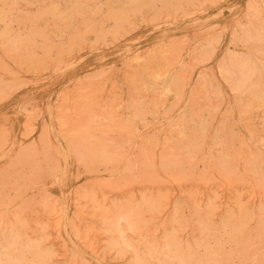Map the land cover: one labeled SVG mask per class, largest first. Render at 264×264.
<instances>
[{"label": "rangeland", "instance_id": "obj_1", "mask_svg": "<svg viewBox=\"0 0 264 264\" xmlns=\"http://www.w3.org/2000/svg\"><path fill=\"white\" fill-rule=\"evenodd\" d=\"M159 1L0 0V242L6 237L0 253L9 248L11 252L1 253L0 260L8 259L10 264L18 260L20 264L29 260L30 264H150L152 259V264H178L165 253L169 245L183 256L191 251L194 258L212 259L218 254V264L264 263V98H256L264 92V37L259 31L264 24V0ZM50 3L61 14L45 13ZM178 70H183L180 75ZM198 137L201 146L196 144ZM168 147L171 151L167 152Z\"/></svg>", "mask_w": 264, "mask_h": 264}, {"label": "bare ground", "instance_id": "obj_2", "mask_svg": "<svg viewBox=\"0 0 264 264\" xmlns=\"http://www.w3.org/2000/svg\"><path fill=\"white\" fill-rule=\"evenodd\" d=\"M63 1H64V0H63ZM72 1H73V0H72ZM74 1H75V0H74ZM103 1H104V0H103ZM108 1H109V0H107V2H108ZM148 1H150V0H148ZM155 1H156V0H155ZM160 1H161V0H160ZM160 1H159V3H160ZM166 1H167V0H166ZM178 1H179V0H178ZM180 1H181V0H180ZM36 2H37V1H36ZM77 2H78V0H77ZM88 2H89V1H88ZM96 2H97V0H96ZM119 2H120V1H119ZM131 2H132V1H131ZM134 2H135V1H134ZM55 3H56V2H55ZM64 3H65V2H64ZM80 3H81V1H80ZM94 3H95V1H94ZM97 3H98V2H97ZM110 3H111V1H110ZM123 3H124V2L122 1V3H121V4H122V7H123ZM126 3H127V2H126ZM139 3H141V2H139ZM148 3H149V2H148ZM39 4H40V3H39ZM50 4H51V3H50ZM74 4H75V3H74ZM87 4H88V3H87ZM107 4H108V3H107ZM134 4H135V3H134ZM144 4H146V3H144ZM150 4H151V3H150ZM184 4H185V3H184ZM3 5H4V4H3ZM30 5H31V3H30ZM78 5L80 6V4H78ZM84 5H85V4H84ZM104 5H105V4H104ZM124 5H125V4H124ZM126 5H128V4H126ZM138 5H139V4H138ZM88 6H89V4L87 5V7H88ZM117 6H118V5H117ZM131 6H132V4H131ZM181 6H182V5H181ZM6 7H7V6H6ZM68 7H69V6H68ZM68 7H66V8H68ZM81 7H82V6H81ZM93 7H94V6H93ZM115 7H116V6H115ZM125 7H126V6H125ZM129 7H130V6H129ZM134 7H135V6H134ZM72 8H73V10L76 9V8H74L73 6H72ZM126 8H127V7H126ZM132 8H133V6H132ZM135 8H136V7H135ZM250 8H251V6H250ZM99 9H100V7H99ZM124 9H125V8H124ZM129 9H131V8H129ZM175 9H176V8H175ZM229 9H230V8H229ZM252 9H253V8H252ZM255 9H256V7H255ZM9 10H10V9H9ZM62 10H63V9H62ZM79 10H81V9H79ZM83 10H84V9H83ZM88 10H89V9H88ZM88 10L86 9V11H88ZM105 10H106V9H105ZM156 10H157V9H156ZM5 11H6V10H5ZM7 11H8V10H7ZM12 11H13V10H12ZM28 11H29V10H28ZM43 11H44L45 13L48 12V14H49V12H50V13H54V14H61V12H59V11L57 10V6H53V4L45 6L44 9H43ZM71 11H72V10H71ZM71 11H69V12H71ZM84 11H85V10H84ZM107 11H109V8H107ZM113 11H115V10H113ZM124 11H125V10H124ZM180 11H182V10H180ZM256 11H257V10H256ZM31 12H33V11H31ZM35 12H36V11H35ZM74 12H76V11H74ZM78 12H79V11H78ZM89 12H90V11H89ZM29 13H30V12H29ZM72 13H73V12H72ZM80 13H81V12H80ZM97 13H98V12H97ZM106 13H107V12H106ZM126 13H127V12H126ZM130 13H131V12H130ZM8 14H9V13H8ZM38 14H39V13H38ZM40 14L42 15V13H40ZM46 14H47V13H46ZM65 14H66V13H65ZM70 14H71V13H70ZM86 14H87V13H86ZM90 14H91V13H90ZM104 14H105V11H104ZM113 14L115 15L116 13H113ZM113 14H112V15H113ZM26 15H28V14H26ZM33 15H34V14H33ZM62 15H63V13H62ZM67 15H68V13H67ZM75 15H76V14H75ZM87 15H88V14H87ZM95 15H96V14H95ZM251 15H252V14H251ZM9 16H10V15H9ZM52 16H53V15H52ZM60 16H61V15H60ZM69 16H70V15H69ZM77 16H79V14H78ZM91 16H92V15H91ZM109 16H110V13H109ZM14 17H15V16H14ZM32 17H33V16H32ZM45 17H46V16H45ZM54 17H55V16H54ZM57 17H58V16H57ZM61 17H62V16H61ZM63 17H64V18H67L66 16H63ZM70 17H71V16H70ZM110 17H111V16H110ZM112 17H113V16H112ZM112 17H111V18H112ZM15 18H17V17H15ZM35 18L37 19V17H35ZM38 18H39V17H38ZM46 18H47V17H46ZM50 18H51V17H50ZM74 18H75V17H74ZM79 18H80V16H79ZM102 18H104V17L102 16ZM111 18H110V19H111ZM22 19H23V18H22ZM40 19H42V17H41ZM48 19H49V18H48ZM52 19H53V18H52ZM56 19H57V18H56ZM62 19H63V18H62ZM69 19H70V18H69ZM69 19H68V20H69ZM76 19H77V18H76ZM88 19H89V18H88ZM112 19H113V18H112ZM7 20H8V19H7ZM53 20H54V19H53ZM33 21H34V20H33ZM37 21H38V20H37ZM37 21H36V22H37ZM41 21H42V20H41ZM41 21H40V22H41ZM74 21H75V20H74ZM84 21H85V20H84ZM87 21H88V20H87ZM28 22H29V21H28ZM42 22H43V21H42ZM66 22H67V21H66ZM68 22H69V21H68ZM80 22H81V21H80ZM254 22H255V20H254ZM254 22H253V24H254ZM262 22H263V21H262ZM8 23H9V22H8ZM30 23H31V22H30ZM58 23H59V22H58ZM61 23H62V22H61ZM249 23H250V21H249ZM15 24H16V23H15ZM42 24H43V23H42ZM46 24H47V21H46ZM46 24H45V22H44V26H45ZM72 24H73V23H72ZM81 24H82V23H81ZM253 24H252V25H253ZM21 25H22V24H21ZM24 25H25V24H24ZM31 25H32V23H31ZM33 25H34V23H33ZM57 25H58V24H57ZM57 25H56L55 27H57ZM62 25H63V24H62ZM98 25H99V24H98ZM252 25H251V26H252ZM28 26H29V25H28ZM44 26H43V27H44ZM59 26H60V25H59ZM71 26H72V25H71ZM80 26H81V25H80ZM259 26H260V25H259ZM36 27H37V26H36ZM38 27H39V26H38ZM43 27H42V28H43ZM50 27H51V26H50ZM62 27H63V26H62ZM66 27H67V26H66ZM73 27H75V26L73 25ZM82 27H83V26H82ZM253 27H254V26H253ZM48 28H49V27H48ZM52 28H53V25H52ZM83 28H84V27H83ZM98 28H100V27H98ZM112 28H113V27H112ZM139 28H140V27H139ZM255 28H256V26H255ZM259 28H260L259 31L261 32V34H262L263 37H264V24H263L262 27L260 26ZM53 29H55V28H53ZM57 29H58V28H57ZM64 29H65V27H64ZM81 29H82V28H81ZM247 29H248V28H247ZM251 29H252V27H251ZM71 30H72V29H71ZM78 30H79V29H78ZM244 30H245V32H246V29H244ZM256 30H257V29H256ZM48 31H49V29H48ZM73 31H74V30H73ZM93 31H94V30H93ZM99 31H100V30H99ZM218 31H219V30H218ZM242 31H243V30H242ZM257 31H258V30H257ZM2 32H3V31H2ZM26 32H27V31H26ZM29 32H30V31H29ZM29 32H27V33H29ZM56 32H57V31H56ZM64 32H65V31H64ZM68 32H70V31H68ZM71 32H72V31H71ZM75 32H76V31H75ZM96 32H97V31H96ZM260 32L258 33L259 35H260ZM40 33H41V32H40ZM43 33H44V32H43ZM48 33H49V32H48ZM48 33H47V34H48ZM58 33H59V32H58ZM72 33H74V32H72ZM80 33H81V32H80ZM87 33H88V32H87ZM243 33H244V32H243ZM38 34H39V33H38ZM51 34H52V32H51ZM62 34H63V33H62ZM62 34H61V35H62ZM75 34H76V33H75ZM75 34H74V35H75ZM89 34H90V33H89ZM93 34H94V32H93ZM256 34H257V32H256ZM5 35H6V34H5ZM34 35H35V34H34ZM66 35H67V34H66ZM82 35H83V34H82ZM243 35H244V34H243ZM259 35H258V36H259ZM71 36H72V34H71ZM77 36H78V35H77ZM249 36H250V34H249ZM43 37H44V36H43ZM67 37H68V36H67ZM69 37H70V36H69ZM69 37H68V38H69ZM75 37H76V36H75ZM81 37H82V36H81ZM245 37H246V36H245ZM253 37H254V36H253ZM29 38H30V36H29ZM37 38H38V37H37ZM41 38H42V37H41ZM47 38H48V37H47ZM53 38H54V37H53ZM56 38H57V37H56ZM60 38H61V37H60ZM63 38H64V37H63ZM68 38H66V40H67ZM73 38H74V37H73ZM243 38H244V37H243ZM255 38H256V37H255ZM260 38H261V37H260ZM51 39H52V38H51ZM51 39H50V40H51ZM70 39H71V37H70ZM70 39H68V40H70ZM77 39H78V38H77ZM247 39H248V38H247ZM249 39H250V38H249ZM262 39H263V38H262ZM38 40H39V39H38ZM48 40H49V39H48ZM68 40H67V41H68ZM80 40H81V39H80ZM242 40H243V39H242ZM250 40H251V39H250ZM256 40H257V39H256ZM44 41H45V40H44ZM44 41H43V43H44ZM78 41H79V40H78ZM83 41H84V40H83ZM83 41H81V42H83ZM244 41H245V40H244ZM252 41H253V40H252ZM261 41H263V40H261ZM261 41H260V42H261ZM26 42H27V41H26ZM37 42H38V41H37ZM48 42H49V41H48ZM68 42H70V41H68ZM249 42H250V41H249ZM254 42H255V41H254ZM263 42H264V41H263ZM8 43H9V41H8ZM251 43H252V42H251ZM256 43H257V42H256ZM261 43H262V42H261ZM14 44H15V45H20V43L17 42V41H14ZM38 44H39V43H38ZM64 44H65V43H64ZM68 44H70V43H68ZM73 44H74V43H73ZM73 44H72V45H73ZM248 44H249V43H248ZM253 44H254V43H253ZM253 44H252V45H253ZM257 44H258V43H257ZM259 44H260V43H259ZM32 45H33V43H32ZM41 45H42V44H41ZM60 45H61V44H60ZM66 45H67V44H66ZM70 45H71V44H70ZM238 45H239V44H238ZM240 45H241V44H240ZM244 45H245V43H244ZM252 45H251V48H252ZM5 46H6V45H5ZM171 46H173V45H171ZM171 46H170V48H171ZM254 46L256 47V44H254ZM257 46H258V45H257ZM44 47H45V46H44ZM60 47H61V46H60ZM246 47H247V45H246ZM13 48H14V47H13ZM69 48H70V47H69ZM167 48H169V47H167ZM170 48H169L168 50H170ZM8 49H9V48H8ZM39 49H40V48H39ZM41 49H42V48H41ZM72 49H73V47H72ZM158 49H159V48H158ZM171 49H172V48H171ZM249 49H250V48H249ZM56 50H58V49H56ZM68 50H69V49H68ZM70 50H71V49H70ZM162 50H163V49H162ZM165 50H166V49H165ZM168 50H167V51H168ZM206 50H207V49H206ZM252 50L254 51V49H252ZM252 50H251V51H252ZM257 50H258V49H257ZM8 51H9V50H8ZM41 52H42V51H41ZM47 52H48V50H47ZM47 52H46V53H47ZM168 52H169V51H168ZM212 52H213V51H212ZM255 52H256V51H255ZM153 53H154V52H153ZM170 53H171V52H170ZM173 53H174V52H173ZM262 53H263V52H262ZM262 53H261V54H262ZM16 54H17V53H16ZM59 54H60V53H59ZM59 54H57V55H59ZM168 54H169V53H168ZM168 54H167V55H168ZM151 55H153V54H151ZM7 56H8V54H7ZM158 56H159V55H158ZM169 56H170V55H169ZM228 56H230V55H228ZM238 56H239V55H238ZM246 56H247V55H246ZM150 57H151V59H152V56H150ZM155 57H156V56H155ZM163 57H164V55H163ZM163 57H162V58H163ZM188 57H189V56H188ZM195 57H196V56H195ZM164 58H165V57H164ZM168 58H169V57H168ZM189 58H193V57L190 56ZM189 58H188L187 60H189ZM233 58H234V57H233ZM166 59H167V58H166ZM166 59H165V60H166ZM197 59H198V58H197ZM201 59H202V58H201ZM201 59H199V60H201ZM227 59H228V57H227ZM229 59H231V58H229ZM247 59H248V58H247ZM251 59H252V58H251ZM147 60H148V59H147ZM155 60H156V59H155ZM159 60L162 61L163 59H160V58H159ZM191 60H192V59H191ZM191 60H190V61H191ZM203 60H204V59H203ZM203 60H201V61H203ZM225 60H226V59H225ZM238 60H239V59H237L236 61H238ZM34 61H35V60H34ZM148 61H149V60H148ZM168 61L170 62V60H168ZM173 61H174V60H173ZM190 61H189V62H190ZM228 61H230V60H228ZM231 61H232V59H231ZM234 61H235V60H234ZM239 61H240V60H239ZM242 61H243V60H242ZM29 62H30V61H29ZM169 62H168V63H169ZM198 62H199V61H198ZM223 62H224V61H223ZM232 62H233V61H232ZM243 62H244V61H243ZM17 63H18V62H17ZM43 63H45V62H43ZM146 63H147V62H146ZM154 63H156V61H155ZM158 63H159V61H158ZM162 63H164V62H162ZM195 63H196V59H195ZM221 63H222V62H221ZM235 63H236V62H235ZM239 63H240V62H239ZM246 63H247V61H246ZM251 63H252V62H251ZM251 63H249V64H251ZM261 63H262V61H261ZM183 64H184V63H183ZM183 64H182V65H183ZM193 64H194V62H193ZM222 64H223V63H222ZM229 64H230V63H229ZM236 64H237V63H236ZM257 64H259V63H257ZM31 65H32V64H31ZM152 65H153V64H152ZM161 65H162V64H160V66H161ZM166 65H167V63H166ZM172 65H173V64H172ZM172 65L169 66V67L171 68ZM224 65H225V64H224ZM230 65H231V64H230ZM254 65H255V63H254ZM20 66H21V65H20ZM22 66H23V65H22ZM143 66H144V64H143ZM145 66H147V65H145ZM154 66H155V65H154ZM156 66H157V65H156ZM160 66L158 65V68H159ZM164 66H165V65H164ZM193 66H194V65H193ZM219 66H220V65H219ZM238 66H239V65H238ZM245 66H246V65H245ZM245 66H244V67H245ZM258 66H259V65H258ZM258 66H257V67H258ZM43 67H44V66H43ZM137 67H139V66H137ZM152 67H153V66H152ZM162 67H163V65H162ZM183 67H185V66H183ZM187 67H188V65H187ZM231 67H232V65H231ZM250 67H251V69H252V66H251V65H250ZM146 68H147V67H146ZM146 68H145V69H146ZM153 68H154V67H153ZM165 68H168V67H165ZM165 68H164V69H165ZM232 68H233V67H232ZM240 68H242V67H240ZM263 68H264V67H263ZM263 68H262V69H263ZM136 69H139V68H136ZM140 69H141V67H140ZM140 69H139V70H140ZM148 69L150 70L149 67H148ZM154 69H155V68H154ZM164 69H163V70H164ZM171 69H172V68H171ZM179 69L181 70V69H183V68H179ZM188 69H189V68H188ZM191 69H192V68H191ZM191 69H190V70H191ZM228 69H229V72H230V68H228ZM242 69H244V68H242ZM260 69H261V65H260ZM151 70H152V69H151ZM155 70H156V69H155ZM157 70L159 71L160 69H157ZM167 70H168V69H167ZM176 70H177V69H176ZM185 70H186V69H185ZM185 70H184V71H185ZM246 70L248 71V69H246ZM137 71H138V70H136V73H137ZM141 71H142V70H141ZM144 71H145V70H144ZM182 71H183V70H182ZM182 71H180V72H182ZM226 71H227V70H226ZM234 71H235V69H234ZM242 71H245V70H242ZM247 71H245V72H247ZM255 71H256V69H255ZM159 72H160V71H159ZM178 72H179V70H178ZM180 72H179V75L181 74ZM237 72H240V71H237V70H236V73H237ZM250 72L252 73V71H250ZM261 72H262V70H261ZM136 73H135V75H136ZM141 73H143V72H141ZM144 73H145V72H144ZM155 73H156V72H155ZM165 73H166V72H165ZM184 73H185V72H184ZM187 73H188V72H187ZM227 73H228V72H227ZM241 73H242V72H241ZM137 74H138V73H137ZM151 74H153V73L150 72L149 75L152 76ZM159 74H160V73H159ZM161 74L163 75V71H162ZM230 74H231V73H230ZM230 74H229V75H230ZM237 74H238V73H237ZM239 74H240V73H239ZM249 74H250V73H249ZM140 75H141V74H140ZM140 75H139V76H140ZM146 75H147V74H146ZM174 75H175V74H174ZM182 75H183V74H182ZM224 75H225V74H224ZM233 75H234V73H233ZM150 76H149V78H150ZM156 76H157V75H156ZM156 76H155V77H156ZM177 76H178V75H177ZM230 76L232 77V75H230ZM237 76H239V75H237ZM241 76H242V74H241ZM254 76H255V75H254ZM260 76H261V75H260ZM141 77H143V76H141ZM185 77H186V75H185ZM228 77H229V76H227V78H228ZM233 77H234V76H233ZM239 77H240V76H239ZM252 77H253V76H252ZM164 78H165V76H164ZM164 78H163V79H164ZM177 78H178V77H177ZM177 78H176V79H177ZM182 78H183V77H182ZM241 78H242V77H241ZM142 79H143V78H142ZM145 79H146V77H145ZM168 79H169V78H168ZM183 79H184V78H183ZM238 79H239V78H238ZM254 79H255V78H254ZM177 80H178V79H177ZM186 80H187V79H186ZM234 80H235V78H234ZM236 80H237V79H236ZM173 81H174V80H173ZM240 81H241V80H240ZM249 81H250V80H249ZM249 81H248V82H249ZM252 81H253V80H252ZM263 81H264V80H262V82H263ZM22 82H23V81H22ZM163 82H165V81H163ZM179 82L182 83L180 80H179ZM183 82H184V81H183ZM185 82H186V81H185ZM171 83H172V82H171ZM199 83H201V82H199ZM202 83H203V82H202ZM232 83H233V81H232ZM232 83H231V84H232ZM244 83H245V82H244ZM263 83H264V82H263ZM177 84H178V82L176 83V85H177ZM204 84H205V83H204ZM260 84H261V83H260ZM178 85H179V84H178ZM182 85H183V84H182ZM234 85H235V84H234ZM236 85H237V83H236ZM241 85H242V84H241ZM243 85H244V84H243ZM245 85H246V84H245ZM245 85H244V86H245ZM161 86H163V85H161ZM200 86L203 87V84L200 85ZM179 87H180V86H179ZM236 87H237V86H236ZM262 87H264V86H262ZM162 88H164V87H162ZM172 88H173V87H172ZM172 88H171L170 90H172ZM175 88H176V87H174V89H175ZM181 88H182V86H181ZM181 88H180V89H181ZM234 88H235V87H234ZM248 88H249V87H248ZM174 89H173V90H174ZM180 89H179V90H180ZM175 90H176V89H175ZM229 90H230V89H229ZM235 90H236V89H235ZM235 90H234V91H235ZM257 90H258V89H257ZM177 91H178V90H177ZM218 91H219V90H218ZM253 91H255V89H254ZM174 92H175V91H174ZM180 92H181V91H180ZM238 92H239V91H238ZM245 92H246V91H245ZM247 92H248V91H247ZM255 92H257V91H255ZM258 92H259V91H258ZM258 92H257V93H258ZM260 92H261V90H260ZM260 92H259V93H260ZM171 93H172V92H171ZM177 93H178V96H179V92H177ZM203 93H204V95H205V91H204ZM168 94H169V93H168ZM210 94H211V93H210ZM212 94H213V93H212ZM175 95H176V94H175ZM197 95H199V94H197ZM197 95H196V96H197ZM220 95H221V94H220ZM243 95H244V94H243ZM247 95H248V94H247ZM247 95H246V96H247ZM196 96H195V97H196ZM201 96H202V95H201ZM201 96H200V97H201ZM215 96H216V95H214V97H215ZM176 97H177V96H175V98H176ZM218 97H221V96H217V98H218ZM236 97H238V96H236ZM236 97L233 96V98H236ZM239 97H240V96H239ZM239 97H238V98H239ZM252 97H253V96H252ZM260 97H261V98H264V92H263L262 95H258V94L256 95V98H260ZM175 98L173 99L174 101H175ZM181 98H182V97H181ZM181 98H180V100H182ZM191 98H192V96H191ZM193 98H194V97H193ZM193 98H192V99H193ZM202 98H203V96H202ZM207 98H208V97H207ZM207 98H206V99H207ZM211 98H212V97H211ZM217 98H216V100H217ZM192 99H190V97H189V101H190V100L193 101ZM197 99H198V98H197ZM249 99H252V98L249 96ZM176 100H178V99H176ZM252 100H254V98H253ZM263 100H264V99H263ZM198 101H199V100H198ZM201 101H203V100H201ZM212 101H214V98H213ZM220 101H221V100H220ZM236 101H237V100H236ZM260 101H261V100H260ZM260 101H259L258 103L263 102V101H261V102H260ZM171 102H172V101H171ZM193 102H194V101H193ZM199 102H200V101H199ZM199 102H198V103H199ZM243 102H244V101H243ZM178 103H179V102H178ZM201 103H203V102H201ZM209 103H210V102H209ZM234 103H235V102H234ZM258 103L255 102V104H258ZM139 104L141 105V103H139ZM139 104H138V106H139ZM188 104H192V103L189 102ZM196 104H197V103H196ZM205 104L207 105V104H208V101H207V102L205 101ZM213 104H214V103H213ZM217 104H218V103H217ZM237 104H238V103H237ZM240 104H241V103H240ZM250 104H252V103H250ZM263 104H264V103H263ZM116 105H117V104H116ZM154 105H155V103H154ZM156 105H157V104H156ZM194 105H195V104H194ZM197 105H198V104H197ZM203 105H204V104H203ZM203 105H202V106H203ZM214 105H215V104H214ZM234 105H235V104H234ZM238 105H239V104H238ZM260 105L262 106V104H260ZM113 106H114V105H113ZM122 106H124V105H122ZM175 106H176V104H175ZM175 106H174V107H175ZM189 106H190V105H189ZM207 106H208V105H207ZM211 106H212V104H211ZM215 106H216V105H215ZM215 106H214V109H215ZM250 106H251V105H250ZM258 106H259V104H258ZM258 106H257V107H258ZM125 107H126V105H125ZM125 107H124V108H125ZM135 107H137V106H135ZM155 107H156V106H155ZM174 107H173V108H174ZM187 107H188V106H187ZM196 107H197V106H196ZM196 107H195V109H196ZM200 107H201V106H200ZM209 107H210V106H209ZM235 107H236V106H235ZM238 107H239V106H238ZM245 107H246V106H245ZM245 107H244V108H245ZM248 107H249V106H248ZM251 107H252V106H251ZM253 107H254V105H253ZM113 108H114V107H113ZM139 108H142V107L139 106ZM139 108H138V109H139ZM156 108H157V107H156ZM169 108H170V107H169ZM201 108H202V107H201ZM203 108H204V106H203ZM211 108H212V107H211ZM240 108H242L241 105H240ZM127 109H128V108H127ZM143 109H144V108H143ZM157 109H158V108H157ZM171 109H172V108H171ZM209 109H210V108H209ZM242 109H243V108H242ZM134 110H135V109H134ZM140 110H142V109H140ZM140 110H138V111H140ZM162 110H163V109H162ZM162 110H161V111H162ZM203 110H205V108H204ZM243 110H244V109H243ZM246 110H248V108H247ZM154 111H155V110H154ZM164 111H166V110H164ZM189 111H190V110H189ZM191 111H192V110H191ZM196 111H197V109H196ZM207 111H208V108H207ZM212 111H213V110H212ZM212 111H209V112H212ZM236 111H237V110H236ZM142 112H143V110H142ZM197 112H198V111H197ZM197 112H196L195 114H197ZM199 112H200V110H199ZM201 112H202V111H201ZM203 112H204V111H203ZM239 112H240V111H239ZM131 113H132V112H131ZM136 113L138 114V112H135V114H136ZM153 113H156V112H153ZM178 113H180V112H178ZM191 113H194V111H192ZM191 113H190V114H191ZM206 113H207V112H206ZM243 113H244V112H243ZM246 113H247V112L245 111L244 114H246ZM137 114H136V115H137ZM140 114H141V111H140ZM161 114H163V113H161ZM200 114H201V113H200ZM208 114H209V113H208ZM241 114H242V112H241ZM249 114H250V113H249ZM249 114L247 115L248 117L250 116ZM178 115H179V114H178ZM180 115H181V113H180ZM108 116H110V115H108ZM138 116H139V114H138ZM197 116H199V115H197ZM204 116H205V115H204ZM212 116H213V115H212ZM212 116H211V117H212ZM225 116H226V115H225ZM239 116H241V115H239ZM176 117H177V115H176ZM188 117H190V116H188ZM201 117H202V116H200L199 118H201ZM211 117H210V118H211ZM241 117H242V116H241ZM241 117H240V118H241ZM248 117H247V119H248ZM137 118H138V117H137ZM166 118H167V117H166ZM177 118H178V117H177ZM196 118H197V117H196ZM203 118H204V117H203ZM113 119H114V118H113ZM172 119H174V118H172ZM193 119H194V118H193ZM197 119H198V118H197ZM197 119H196V120H197ZM205 119H206V118H205ZM205 119H204V120H205ZM245 119H246V118H245ZM245 119H244V120H245ZM178 120H179V118H178ZM178 120H176V121H178ZM181 120H182V119H181ZM188 120H189L188 122H191L189 118H188ZM196 120H195V121H196ZM211 120H212V118H211ZM222 120H224V119H222ZM248 120H251V119H248ZM248 120H246V121H248ZM125 121H126V120H125ZM171 121H172V120H171ZM179 121H180V120H179ZM185 121H186V119H185ZM198 121H199V120H198ZM200 121H201V120H200ZM240 121H241V120H240ZM210 122H212V121H210ZM210 122H209V123H210ZM241 122H242V121H241ZM123 123H125V122H123ZM170 123H172V122H169V124H170ZM180 123H181V122H180ZM191 123H192V122H191ZM194 123H195V122H194ZM197 123H198V122H197ZM204 123H205V122H204ZM223 123H224V122H223ZM243 123H245V121H243ZM126 124H127V123H126ZM126 124H125V125H126ZM129 124H130V123H129ZM173 124H174V123H173ZM176 124H178V123H176ZM184 124L186 125V122H185ZM187 124L189 125V123H187ZM195 124H196V123H195ZM221 124H222V122H221ZM247 124H248V123H247ZM127 125H128V124H127ZM188 125H187V126H188ZM190 125H191V124H190ZM219 125H220V124H219ZM243 125H245V124H243ZM172 126H174V125H172ZM194 126H195V125H194ZM203 126H204V125H203ZM221 126H222V125H221ZM221 126H220V127H221ZM223 126H224V125H223ZM230 126H231V125H230ZM245 126H246V125H245ZM175 127H176V126H174V128H173L174 130H175ZM185 127H186V126H185ZM191 127H192V126H191ZM191 127H189V129H190ZM195 127H196V126H195ZM195 127H194V128H195ZM199 127H200V126H199ZM199 127H198V128H199ZM201 127H202V126H201ZM208 127H209V126H208ZM227 127H228V125H227ZM170 128H171V124H170ZM196 128H197V127H196ZM196 128L193 129V130H196ZM217 128H219V127H217ZM222 128H223V127H222ZM230 128H231V127H230ZM247 128H248V127H247ZM168 129H169V128H168ZM191 129H192V128H191ZM191 129H190V130H191ZM201 129H202V128H201ZM201 129H200V130H201ZM208 129H209V128H208ZM174 130H173V131H174ZM182 130H183V129H182ZM193 130H192V131H193ZM203 130H205V129L203 128ZM203 130H202V131H203ZM219 130H220V129H219ZM222 130H223V129H222ZM222 130H221V131H222ZM227 130H228V129H227ZM248 130H249V128H248ZM169 131H170V130H169ZM186 131H187V130H186ZM186 131H185V132H186ZM196 131H197V130H196ZM196 131H195V132H196ZM198 131H199V130H198ZM202 131H201V132H202ZM230 131H231V130H230ZM171 132H172V131H171ZM203 132H204V131H203ZM217 132H218V129H217ZM217 132H216V133H217ZM226 132H227V131H226ZM226 132H225V134H226ZM250 132H251V131H250ZM169 133H170V132H169ZM175 133H177V131H176ZM189 133H190V132H189ZM206 133H207V132H206ZM222 133H223V132H222ZM177 134H179V133H177ZM197 134H198V133H197ZM201 134H203V133H201ZM227 134H228V133H227ZM229 134H230V133H229ZM154 135H155V134H154ZM154 135H152V136H154ZM163 135H164V134H163ZM198 135H199V134H198ZM204 135H205V133H204ZM219 135H220V134H219ZM155 136H156V135H155ZM155 136H154V137H155ZM164 136H165V135H164ZM170 136H171V135H170ZM180 136H181V135H180ZM188 136H189V134H188ZM188 136H186V138H187ZM194 136H196V134H194ZM202 136H203V135H202ZM214 136H215V135H214ZM214 136H213V137H214ZM220 136H221V135H220ZM222 136H223V135H222ZM224 136H225V135H224ZM230 136H232V134H231ZM250 136H251V134H250ZM184 137H185V136H184ZM191 137H192V136H191ZM199 137H200V136H199ZM199 137H198V142H197L196 144L199 143V139H200ZM203 137H204V136H203ZM203 137H201V138H203ZM205 137H206V136H205ZM205 137H204V138H205ZM233 137H235V136L233 135ZM152 138H153V137H152ZM156 138H157V137H155V140H156ZM178 138L180 139V137H178ZM195 138H196V137H195ZM219 138H221V137H219ZM226 138H227V137H226ZM226 138H225V139H226ZM230 138H231V137H230ZM252 138H254V137H252ZM150 139H151V138H150ZM153 139H154V138H153ZM167 139H168V138H167ZM181 139H182V138H181ZM187 139H188V138H187ZM210 139H211V138H210ZM216 139H217V138H216ZM225 139H224V140H225ZM157 140H158V138H157ZM195 140H196V139H195ZM195 140H193V141H195ZM211 140H212V139H211ZM211 140H210V141H211ZM214 140H215V139H214ZM228 140H229V137H228ZM230 140H231V139H230ZM253 140H254V139H253ZM153 141H154V140H153ZM153 141H151V142H153ZM162 141H163V140H162ZM168 141H169V140H168ZM175 141H177V140H175ZM178 141H179V140H178ZM180 141H181V140H180ZM190 141H191V140H190ZM196 141H197V140H196ZM201 141H202V140H201ZM201 141H200V142H201ZM220 141H222V139H221ZM233 141H234V138H233ZM233 141H232V143H233ZM242 141H243V140H242ZM166 142H167V141H166ZM216 142L221 143V142H219V140H217ZM216 142L214 143V141H213V144L215 145ZM225 142H226V140H225ZM154 143H155V142H154ZM154 143H153V144H154ZM176 143H178V142H176ZM179 143H180V142H179ZM184 143H185V141H184ZM189 143H190V142H189ZM191 143H192V142H191ZM191 143H190V144H191ZM228 143H229V142H228ZM78 144H80V143H78ZM156 144H157V142H156ZM193 144H195V143H193ZM196 144H195L194 146H196ZM199 144H200V143H199ZM244 144H246V143L244 142ZM209 145H210V144H209ZM214 145H211V146H214ZM217 145H218V144H217ZM247 145H248V143H247ZM162 146H163V145H162V143H161V147H162ZM170 146H171V145H170ZM179 146H180V145H179ZM181 146H182V144H181ZM192 146H193V145H191V148H192ZM200 146H201V144H200ZM222 146H224V145H222ZM226 146H227V145H226ZM228 146H229V145H228ZM231 146H232V148H235V147H233V144H232ZM61 147H62V146H61ZM78 147H79V146H77V148H78ZM174 147L176 148L175 145H174ZM185 147H187V146H185ZM188 147H189V145H188ZM218 147H219V145H218ZM224 147H225V146H224ZM172 148H173V147H172ZM179 148L181 149V147H179ZM183 148H184V146H183ZM216 148H217V147H216ZM216 148L214 147V149H216ZM221 148H222V147H221ZM226 148H227V147H226ZM226 148H224V149L227 150ZM232 148L230 147V149H232ZM72 149H73V148H72ZM163 149H164V148H163ZM169 149H170V147H168L167 152L169 151ZM188 149H190V148H188ZM198 149H199V148H198ZM218 149H219V148H218ZM245 149H246V148H244L243 150H245ZM165 150H166V148H165ZM165 150H163V151L165 152ZM177 150H178V148H177ZM195 150H196V149H195ZM212 150H213V149H212ZM228 150H229V149H228ZM76 151H77V150H76ZM88 151H89V150H88ZM161 151H162V150H161ZM170 151H171V149H170ZM179 151H180V150H179ZM182 151H184V150H182ZM186 151L189 153V151L192 152L193 150H189V151L186 150ZM186 151H185V152H186ZM219 151H220V150H219ZM219 151L217 152V154L219 153ZM241 151H242V150H241ZM164 152H162V153H164ZM173 152L175 153L174 150H173ZM173 152H172V153H173ZM196 152H197V151H196ZM200 152H201V151H200ZM242 152H243V151H242ZM244 152H245V151H244ZM250 152H251V151H250ZM74 153H75V152H74ZM169 153H171V152H169ZM174 153H173V154H174ZM177 153H178V152H176V154H177ZM210 153H211V151L209 152V154H210ZM215 153H216V152H215ZM220 153H221V152H220ZM225 153H226V152H225ZM227 153H228V152H227ZM239 153H240V152H239ZM160 154H161V152H160ZM179 154H180V153H179ZM192 154H194V153L192 152ZM192 154H191V155H192ZM213 154H214V153H213ZM217 154H216V155H217ZM233 154H234V151H233V153H232L231 155H233ZM240 154H241V153H240ZM248 154H249V152H248ZM248 154H246V155H248ZM61 155H62V154H61ZM161 155H162V154H161ZM180 155H181V154H180ZM180 155H179V156H180ZM185 155L187 156V154H185ZM185 155H184V157H186ZM188 155H189V154H188ZM202 155H203V154H202ZM216 155H215V156H216ZM249 155H250V154H249ZM169 156H170V155H169ZM175 156L177 157V155H175ZM182 156H183V155H182ZM189 156H190V155H189ZM221 156H224V155L222 154ZM252 156H253V154H252ZM254 156H255V154H254ZM74 157H75V156H74ZM107 157H108V156H107ZM164 157H165V156H163V158H164ZM171 157H172V156H171ZM180 157H181V156H180ZM184 157H183V158H184ZM187 157H188V156H187ZM245 157H246V156H245ZM248 157H249V156H248ZM75 158L77 159V157H75ZM121 158H122V157H121ZM123 158H124V157H123ZM166 158H167V157H166ZM183 158H182V160H183ZM191 158H192V157L190 156V160H191ZM200 158H201V157H200ZM216 158H217V157H216ZM219 158H220V155H219ZM219 158H218V159H219ZM232 158H233V157H232ZM238 158H239V157H238ZM250 158H251V157H250ZM63 159H64V158H63ZM76 159H75V160H76ZM87 159H88V158H87ZM104 159H105V158H104ZM115 159H116V158H115ZM170 159H171V158H170ZM201 159H203V158H201ZM218 159H216V160H218ZM228 159H229V158H228ZM84 160H85V159H84ZM107 160H108V159H107ZM177 160H179V159H177ZM177 160H176V162H177ZM180 160H181V158H180ZM182 160H181V161H182ZM213 160H214V158H213ZM219 160H220V159H219ZM222 160H225V161H226V158H224V159L222 158ZM231 160H233V159H230V161H231ZM239 160H240V159H239ZM243 160H245V159H243ZM243 160H242V161H243ZM256 160H257V159H256ZM256 160H255V161H256ZM87 161H88V160H87ZM110 161H111V160H110ZM169 161H170V160H169ZM173 161H175V159H173ZM184 161H185V159H184ZM187 161H188V160H187ZM192 161H193V160H192ZM202 161H203V160H202ZM225 161H224V162H225ZM64 162H65V161H64ZM124 162H125V161H124ZM233 162H234V161H232L231 163L233 164ZM191 163H192V162H191ZM64 164H65V163H64ZM93 164H94V163H93ZM118 164H119V163H118ZM120 164H121V160H120ZM225 164H226V163H225ZM232 164H231V165H232ZM242 164H243V163H242ZM246 164H247V163H246ZM66 165H67V163H66ZM100 165H101V164H100ZM103 165H106V164H103ZM142 165H144V164H142ZM233 165H234V164H233ZM233 165H232V166H233ZM235 165H236V163H235ZM237 165H238V163H237ZM109 166H110V165H109ZM113 166H114V164H113ZM113 166H111V168H112ZM118 166H119V165H118ZM121 166H122V164H121ZM144 166H146V165H144ZM148 166H149V165H148ZM187 166H188V165H187ZM189 166H190V165H189ZM242 166H243V165H242ZM254 166H255V164H254ZM254 166H253L252 170H254ZM64 167H65V166H64ZM64 167L62 168L63 170H64ZM171 167H172V165H171ZM224 167H225V166H224ZM243 167H244V166H243ZM243 167H242V168H243ZM245 167H246V166H245ZM245 167H244V168H245ZM247 167H248V166H247ZM250 167H252V165H250L249 168H250ZM118 168H120V166H119ZM139 168H140V167H139ZM164 168H165V167H164ZM230 168H231V166H230ZM230 168H228V169H230ZM236 168H237V167H236ZM236 168H235V169H236ZM121 169H122V168H121ZM177 169H178V168H177ZM177 169H176V170H177ZM183 169H184V168H183ZM185 169H186V168H185ZM245 169H247V168H245ZM245 169H244V170H245ZM258 169H259V167H258ZM115 170H116V169H115ZM125 170H126V169H125ZM138 170H140V169H138ZM187 170H188V169H187ZM108 171H109V170H108ZM113 171H114V169H113ZM122 171H123V170H122ZM140 171H141V170H140ZM142 171H143V170H142ZM142 171H141V172H142ZM225 171H226V170H225ZM225 171H223V172H225ZM246 171H247V170H246ZM249 171H250V170H249ZM64 172H65V171H64ZM64 172H63V173H64ZM127 172H128V171H127ZM181 172H182V171H181ZM259 172H260V171H259ZM63 173H62V175H63ZM95 173H96V172H95ZM138 173H139V171H138ZM147 173H148V171H147ZM226 173H227V172H226ZM254 173H255V172H254ZM254 173H253V174H254ZM261 173H262V171L260 172V174H261ZM64 174H65V173H64ZM134 174H135V173H134ZM232 174H233V173H232ZM255 174H256V173H255ZM65 176H66V175H65ZM132 176H133V175H132ZM61 177H62V176H61ZM134 177H136V176H134ZM59 178H60V177H59ZM260 178H261V177H260ZM263 179H264V178H263ZM60 180H61V179H60ZM206 180H207V179H206ZM154 200H155V199H154ZM145 201H146V200H145ZM145 201H144V203H145ZM236 204H237V203H236ZM123 205H124V204H123ZM124 206H125V205H124ZM176 206H177V205H176ZM210 206H211V205H210ZM124 208L126 209V206H125ZM134 208H135V207H134ZM236 208H237V207H236ZM260 208H261V207H260ZM130 209H131V208H130ZM136 209H137V208H136ZM241 209H243V208H240V210H241ZM261 209H262V208H261ZM65 210H66V209H65ZM194 210H195V209H194ZM207 210H208V208H207ZM234 210H235V209H233L232 211H234ZM119 211H120V210H119ZM119 211H118V212H119ZM177 211H178V210H177ZM205 211H206V209H205ZM211 211H212V210H211ZM229 211H230V210L228 209V212H229ZM243 211H244V210H243ZM243 211H241V212H243ZM127 212H128V211H127ZM134 212H135V211H134ZM134 212H133V213H134ZM172 212H173V211H172ZM202 212H203V211H202ZM225 212H226V210H225ZM261 212H262V210H261ZM124 213H125V212H124ZM133 213H132V214H133ZM234 213H235V212H234ZM249 213H250V212H249ZM249 213H248V214H249ZM255 213H256V212H255ZM258 213H259V212H258ZM122 214H123V213H122ZM122 214H121V215H122ZM132 214H129V215H132ZM172 214H174V213H172ZM194 214H195V212H194ZM196 214H197V213H196ZM230 214H231V213H230ZM248 214H247V215H248ZM263 214H264V213H263ZM197 215H198V214H197ZM223 215H224V214H223ZM235 215H236V214H235ZM237 215H238V214H237ZM208 216H209V215H208ZM224 216H225V215H224ZM224 216H223V217H224ZM239 216H240V214H239ZM254 216H256V215H254ZM263 216H264V215H263ZM131 217H132V216H131ZM133 217H134V216H133ZM177 217H178V216H177ZM205 217H206V216H205ZM209 217H210V216H209ZM235 217H236V219H237V216H235ZM235 217H234V220H235ZM137 218H138V217H137ZM196 218H197V217H196ZM198 218H200V217H198ZM210 218H211V217H210ZM219 218H220V217H219ZM257 218H258V217H257ZM263 218H264V217H263ZM114 219L116 220V218H114ZM122 219H123V217L121 218V221H122ZM131 219H132V218H131ZM170 219H172V217H171ZM250 219H251V218H250ZM255 219H256V218H255ZM255 219H254V220H255ZM118 220H119V219H118ZM135 220H136V219H135ZM195 220H196V219H195ZM223 220H224V219H223ZM240 220H241V219H240ZM242 220H243V219H242ZM262 220H264V219H262ZM110 221H111V220H110ZM110 221H109V223H110ZM199 221H200V220H199ZM211 221H213V219H212ZM211 221H210V222H211ZM218 221H219V220H218ZM236 221H237V220H236ZM111 222H112V221H111ZM114 222H115V221H114ZM118 222H119V221H118ZM132 222H133V221H132ZM171 222H172V220H171ZM238 222H239V221H238ZM122 223H124V222H122ZM125 223H126V222H125ZM129 223H130V222H129ZM129 223H128V224H129ZM179 223H180V222H179ZM208 223H209V221H208ZM253 223L256 225L255 222H253ZM115 224H117V223H115ZM172 224H173V222H172ZM176 224H177V223H176ZM209 224H210V223H209ZM211 224L214 225L213 222H212ZM230 224H231V223H230ZM251 224H252V223H251ZM219 225H220V224H219ZM236 225H237V222H236ZM249 225H250V224H249ZM258 225H259V224H258ZM107 226H108V225H107ZM112 226H113V225H112ZM171 226H172V225H171ZM180 226H181V225H180ZM228 226H229V225H228ZM230 226H231V225H230ZM9 227H10V226H9ZM12 227H13V226H12ZM113 227H114V226H113ZM116 227H118V225H117ZM172 227H173V226H172ZM175 227H176V226H175ZM197 227H198V226H197ZM208 227H209V226H208ZM212 227H214V226H212ZM215 227H216V226H215ZM254 227H255V226H254ZM261 227H262V226H261ZM105 228H106V227H105ZM110 228H112V227H110ZM119 228H120V227H119ZM119 228H118V229H119ZM128 228H129V227H127V229H128ZM176 228H177V227H176ZM210 228H211V227H210ZM220 228H221V227H220ZM247 228H248V227L244 228V230L247 229ZM259 228H260V227H259ZM9 229H10V228H9ZM14 229H17V228H14ZM129 229H130V231H131V230H132V227L129 228ZM129 229H128V230H129ZM227 229H228V228H227ZM11 230H12V229H11ZM11 230H10V231H11ZM111 230H113V228H112ZM124 230H125V229H124ZM124 230H123V231H124ZM164 230H166V229H164ZM181 230H182V229H181ZM221 230H222V229H221ZM248 230H250V229L248 228ZM252 230H253V227H252ZM257 230H258V229H257ZM8 231H9V230H8ZM16 231H17V230H16ZM119 231H121V229H120ZM133 231H134V230H133ZM222 231H223V230H222ZM229 231H230V230H229ZM255 231H256V230H255ZM11 232H12V231H11ZM18 232H19V231H18ZM109 232H110V231H109ZM112 232H113V231H112ZM197 232H198V231H197ZM214 232H215V231H214ZM244 232H245V231H244ZM249 232H251V231H249ZM110 233H111V232H110ZM117 233H118V232H117ZM119 233H120V232H119ZM119 233H118V234H119ZM162 233H163V230H162ZM173 233H174V232H173ZM211 233H213V232L211 231ZM217 233H218V232H217ZM262 233H263V232H262ZM13 234H15V233H13ZM13 234H12V237H11V238H13V236H14ZM17 234H18V233H17ZM122 234H124V233H122ZM195 234H196V233H195ZM245 234L247 235V233H245ZM245 234H244V237H246ZM3 235H4V234H2L1 236L3 237ZM10 235H11V233H10ZM22 235H23V233H22ZM24 235H26V234H24ZM161 235H162V234H161ZM177 235H178V234H177ZM198 235H199V234H198ZM213 235H214V234H213ZM215 235H216V234H215ZM240 235H241V234H240ZM250 235H251V234H250ZM4 236H5V235H4ZM117 236H118V235H117ZM262 236H263V235H262ZM262 236H260V237H262ZM23 237H24V236H23ZM25 237H26V236H25ZM111 237H112V236H111ZM114 237H115V236H114ZM120 237H121V236H120ZM160 237H161V236H160ZM175 237H178V236H175ZM194 237H195V236H194ZM208 237H209V236H208ZM225 237H226V236H225ZM227 237H228V236H227ZM248 237H249V236H248ZM4 238L6 239V237H3V239H4ZM18 238H19V237H18ZM123 238H124V237H123ZM139 238H140V237H139ZM153 238H154V237H152V240H153ZM196 238H197V237H196ZM209 238H210V237H209ZM209 238H208V239H209ZM238 238H240V237H238ZM249 238H250V237H249ZM251 238H252V237H251ZM262 238H263V237H262ZM0 239H1V237H0ZM3 239H2V240H3ZM5 239H4L2 242H4ZM21 239H22V238H21ZM113 239H115V238H113ZM149 239H150V238H149ZM156 239H157V238H156ZM189 239H190V238H189ZM210 239H211V238H210ZM224 239H225V238H224ZM231 239H232V238H231ZM245 239H247V238H245ZM254 239H255V238H254ZM9 240H10V239H9ZM13 240H14V239H13ZM119 240H120V239H119ZM154 240H155V239H154ZM157 240H158V239H157ZM199 240H200V239H199ZM229 240H230V239H229ZM255 240H256V239H255ZM259 240H261V239H259ZM111 241H112V240H111ZM148 241H149V240H148ZM162 241H163V240H162ZM179 241H180V240H179ZM183 241H184V240H183ZM188 241H189V240H188ZM193 241H194V240H193ZM197 241H198V239H197ZM214 241H215V240H213V242H214ZM230 241H231V240H230ZM2 242H0V245H2V244H1ZM6 242H7V241H6ZM8 242H9V241H8ZM10 242H11V240H10ZM10 242H9V243H10ZM12 242H14V241H12ZM120 242H121V241H120ZM120 242H119V243H120ZM145 242H147V241H145ZM153 242H154V241H153ZM184 242H185V241H184ZM199 242H200V241H199ZM201 242H202V240H201ZM206 242H207V241H206ZM227 242H228V241H227ZM251 242H252V240H251ZM251 242H250V244H251ZM256 242H257V241H256ZM260 242H261V241H260ZM262 242H263V241H262ZM116 243H117V242H116ZM122 243L124 244L125 242L122 241ZM147 243H148V242H147ZM147 243H146V244H147ZM162 243H163L162 246H164V242H162ZM189 243H190V242H189ZM209 243L211 244V242H209ZM7 244H8V243H7ZM10 244H11V243H10ZM10 244H9V245H10ZM14 244H15V243H14ZM24 244H25V243H24ZM30 244H31V243H30ZM110 244H112V243H110ZM182 244H183V243H182ZM190 244H191V243H190ZM216 244H217V246H218V244H219L218 240H216ZM228 244H229V242H228ZM232 244H233V243H232ZM252 244H253V243H252ZM256 244H257V243H256ZM256 244H255V245H256ZM259 244H260V243H259ZM263 244H264V243H263ZM3 245H4V244H3ZM3 245H2V246H3ZM118 245H121V244H118ZM124 245H125V244H124ZM225 245H227V244H225ZM233 245H234V244H233ZM4 246H5V245H4ZM11 246H12V245H11ZM28 246H29V245H28ZM131 246H132V245H131ZM147 246H148V245H147ZM147 246H146V247H147ZM150 246H151V245H150ZM150 246H149V247H150ZM155 246H156V245H155ZM155 246H151V247L155 248ZM158 246H160V244H158ZM191 246H192V245H191ZM215 246H216V245H215ZM217 246H216V247H217ZM246 246H247V245H246ZM14 247H15V246H14ZM18 247H19V246H18ZM121 247L123 248V247H125V246H122V245H121ZM127 247H128V246H127ZM133 247H134V246H133ZM135 247H136V245H135ZM182 247H183V246H182ZM182 247H181V248H182ZM206 247H207V245H206ZM206 247H205V248H206ZM211 247H212V246H211ZM251 247H252V248H251L252 251H254L253 246H251ZM2 248H3V247H2ZM27 248H28V247H27ZM32 248H33V247H32ZM32 248H31V249H32ZM36 248H37V247H36ZM137 248H138V247H137ZM137 248H135V249H137ZM144 248H145V247H144ZM158 248H159V247H158ZM158 248H156V250H157ZM165 248H167V249H166L167 251H166V252L164 251V252H165L167 255H169V259H171V258H172V259H175V260L178 262V264H218V263L220 262V259L217 258V257H218V256H217L218 254L216 255V258L214 257V258H212V259H211V258H206L205 256H202V255H201L202 257H200V258H199V255L197 256L198 258H194V257H193V252H191L190 250H189L190 252H188V253L186 252V253H187V254H185L186 256H183L184 254L182 255L181 252H179V250L177 251L176 249H171L169 245H166ZM172 248H173V246H172ZM191 248H192V247H191ZM195 248H196V247H195ZM195 248H194V250H196ZM245 248H246V247H245ZM247 248H248V247H247ZM256 248H257V245H256L255 249H256ZM262 248H263V246H262ZM21 249H23L22 246H21ZM21 249L18 248V250H21ZM150 249H151V248H150ZM163 249H164V248H163ZM201 249H202V248H201ZM224 249H226V248H224ZM224 249H220V250H224ZM236 249H237V248H236ZM236 249H235V250H236ZM243 249H244V248H243ZM243 249H241V250H243ZM251 249H250V250H251ZM260 249H261V248H260ZM260 249H259V251H260ZM9 250H10V248L8 249V251H5V250H4L5 253H3V252H1V253H3V255H4V254H9V253H11V252H9ZM11 250H13V251L16 252L17 249L15 250V248H14V249H11ZM25 250L27 251V249H25ZM130 250H131V249H130ZM130 250H128V251H130ZM145 250H146V249H145ZM153 250H154V249H153ZM180 250H181V249H180ZM192 250H193V248H192ZM204 250L206 251V249H204ZM261 250H262V249H261ZM34 251H35V250H34ZM36 251H38V250H36ZM42 251H43V250H41V252H42ZM131 251H133V249H132ZM150 251H151V253H152V249H151ZM211 251H212V250H211ZM237 251H238V249H237ZM21 252H22V251H21ZM160 252H161V251L159 250V253H160ZM184 252H185V251H184ZM196 252H197V251H196ZM196 252H195V255H196ZM207 252H208V250H207ZM212 252H213V251H212ZM235 252H236V251H235ZM239 252H240V251H239ZM242 252H243V251H242ZM254 252H255V251H254ZM262 252H264V251L262 250ZM1 253H0V254H1ZM32 253H33V252H32ZM145 253H147V252H145ZM151 253H150V254H151ZM155 253H156V252H155ZM236 253H237V252H236ZM240 253H241V252H240ZM251 253H252V252H251ZM260 253H261V252H260ZM12 254H13V253H12ZM16 254H17V253H16ZM30 254H31V253H30ZM162 254H164V253H161V255H162ZM207 254H208V253H207ZM246 254H247V252H246ZM262 254H264V253H262ZM262 254H260V256H261ZM9 255H10V254H9ZM9 255H8V256H9ZM13 255H14V254H13ZM19 255H21L20 252H19ZM22 255H23V254H22ZM35 255H36V254H35ZM138 255H139V254H138ZM154 255H155V254H153L152 257H153ZM219 255H221V254L219 253ZM233 255H234V254H233ZM242 255H243V254H242ZM252 255H253V254H252ZM157 256H158V255H157ZM164 256H165V255H164ZM164 256H163V259H164ZM214 256H215V255H214ZM225 256L227 257V255H225ZM239 256H240V255H239ZM247 256H248V255H247ZM249 256H250V255H249ZM257 256H259V255H257ZM6 257H7V256H6ZM6 257H4V258H6ZM17 257H19V256H16V260H17ZM20 257H21V256H20ZM35 257H36V256H35ZM37 257H38V256H37ZM132 257H134V256H132ZM138 257H141V256H138ZM144 257H146V256H144ZM147 257H148V256H147ZM155 257H156V256H155ZM160 257H161V256H160ZM160 257H159V258H160ZM192 257H193V258H192ZM222 257H223V256H222ZM242 257H243V256H242ZM11 258H13V257H11ZM25 258H27V257H25ZM32 258H33V257H32ZM41 258H42V257H41ZM153 258H154V257H153ZM159 258H158V259H159ZM165 258H166V257H165ZM167 258H168V257H167ZM232 258H234V257H232ZM256 258H257V257H256ZM259 258H260V257H259ZM259 258H258V259H259ZM263 258H264V256H263ZM6 259H7V258H6ZM34 259H35V258H34ZM161 259H162V258H161ZM238 259H239V258H238ZM238 259H237V260H238ZM247 259H248V257H247ZM12 260H13V259H12ZM14 260H15V259H14ZM35 260H36V262H37V259H35ZM138 260H139V259L136 258L135 262L138 263ZM148 260H149V262H150V258H149ZM223 260H225L224 257H223ZM235 260H236V259H235ZM251 260H252V259H251ZM25 261H26V260H25ZM27 261H28V260H27ZM47 261H48V260H47ZM141 261H142V260H141ZM141 261H140V262H141ZM155 261H156V260H155ZM159 261H160V260H159ZM227 261H228V260H227ZM260 261L262 262V260H260ZM260 261H259V262H260ZM31 262H32V261H31ZM45 262H46V261H45ZM45 262H44V264H45ZM132 262H133V261H132ZM142 262L145 263L144 260H143ZM152 262H153V261H152V259H151L150 264H152ZM168 262H169V261H168ZM172 262H173V260H172ZM225 262H226V261H225ZM225 262H222V263H225ZM246 262H247V261H246ZM246 262H243V260H242V264H243V263H246ZM250 262H251V261H250ZM11 263H12V262H11ZM20 263H21V262L18 260V262L15 263V264H20ZM24 263H25V262H24ZM27 263H28V262H27ZM156 263H157V262H156ZM163 263H164V262H163ZM228 263H229V262H228ZM248 263H249V262H248ZM255 263H256V262H255ZM0 264H10V260H8V259H7V260H0ZM29 264H30V260H29ZM145 264H147V263H145ZM166 264H167V262H166ZM229 264H230V263H229ZM236 264H237V263H236ZM263 264H264V263H263Z\"/></svg>", "mask_w": 264, "mask_h": 264}]
</instances>
